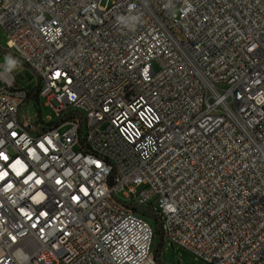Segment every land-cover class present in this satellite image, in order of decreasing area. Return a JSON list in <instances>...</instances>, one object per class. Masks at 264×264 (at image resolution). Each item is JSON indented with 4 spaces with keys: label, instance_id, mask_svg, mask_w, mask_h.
Returning <instances> with one entry per match:
<instances>
[{
    "label": "built area",
    "instance_id": "1",
    "mask_svg": "<svg viewBox=\"0 0 264 264\" xmlns=\"http://www.w3.org/2000/svg\"><path fill=\"white\" fill-rule=\"evenodd\" d=\"M0 29L31 72L0 67V264H159L158 230L264 264V0H0Z\"/></svg>",
    "mask_w": 264,
    "mask_h": 264
},
{
    "label": "rangeland",
    "instance_id": "2",
    "mask_svg": "<svg viewBox=\"0 0 264 264\" xmlns=\"http://www.w3.org/2000/svg\"><path fill=\"white\" fill-rule=\"evenodd\" d=\"M6 47V34L5 32L0 29V67L2 66H12L14 72L16 74H22V77L26 78L31 75L29 70H26V66H23L21 63L16 62V66H14L13 62L11 61V57L7 56L5 53ZM26 67V68H25ZM37 110L33 106L28 107V113L30 116H34ZM42 113L44 116H51L55 117V112L52 107L47 106L43 103L42 106ZM158 205V200L155 202ZM150 223L156 227V220L153 218L149 219ZM158 240V239H157ZM156 247V246H155ZM160 264H206L204 261L196 258L190 252L184 250L183 248L176 246H172L170 242H167L163 247V253L161 255V263Z\"/></svg>",
    "mask_w": 264,
    "mask_h": 264
},
{
    "label": "trees",
    "instance_id": "3",
    "mask_svg": "<svg viewBox=\"0 0 264 264\" xmlns=\"http://www.w3.org/2000/svg\"><path fill=\"white\" fill-rule=\"evenodd\" d=\"M35 98H38V93L34 96ZM38 100V99H37ZM163 253V241H162V236L160 231L158 230V242L155 247V257L157 259V262L160 264L161 263V255Z\"/></svg>",
    "mask_w": 264,
    "mask_h": 264
}]
</instances>
